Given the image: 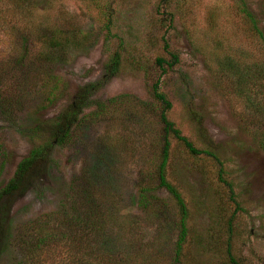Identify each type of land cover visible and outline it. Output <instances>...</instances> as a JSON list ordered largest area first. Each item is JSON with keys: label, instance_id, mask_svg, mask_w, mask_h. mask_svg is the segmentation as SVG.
<instances>
[{"label": "rangeland", "instance_id": "1", "mask_svg": "<svg viewBox=\"0 0 264 264\" xmlns=\"http://www.w3.org/2000/svg\"><path fill=\"white\" fill-rule=\"evenodd\" d=\"M243 2L264 33V0ZM44 30L59 36L47 50ZM113 52L120 65L105 75ZM170 54L177 63L162 72L154 59ZM50 77L60 84L47 102ZM156 80L170 103L166 119L200 152L190 157L168 138L164 177L185 212L176 264H264V53L238 0H0V189L22 158L52 139V120L78 89L97 84L67 141L7 200L0 264H93L77 232L35 246L45 224L37 218L61 208L68 185L80 186L87 172H97L107 192L98 200L117 209L118 239L128 245L117 247L118 264L174 257L179 231L169 222L177 221L178 200L163 189L151 194L162 204L135 199L139 182L155 184L147 173L160 132Z\"/></svg>", "mask_w": 264, "mask_h": 264}, {"label": "trees", "instance_id": "2", "mask_svg": "<svg viewBox=\"0 0 264 264\" xmlns=\"http://www.w3.org/2000/svg\"><path fill=\"white\" fill-rule=\"evenodd\" d=\"M238 10L241 13L242 21L246 27L247 33L252 34L259 40L260 48L264 53V33L258 27V22L255 16L248 10L243 0H238ZM104 28L108 30L107 25ZM51 34L55 37L53 36V38H51ZM40 35L41 37L39 40L44 44L43 46L45 50H47L45 46L50 45L49 47H53L55 44L57 45V41H59V36H57L55 32L44 30L39 34V36ZM163 47L166 49V45ZM43 57L47 59L46 56L43 55ZM169 57L170 61H166L161 57L154 59L155 65L162 72L165 71V67L170 69L175 63H177L175 55L170 54ZM120 62L121 56L119 53H111L103 68L105 75H113L117 71ZM59 84L60 79L55 77L49 78V90L46 95L47 102L55 100L59 90ZM96 85L97 84H86L80 87L71 104L52 120V123L50 124L52 127V139L49 140L48 144L46 143L47 145L40 148H34L28 156L22 158L17 163L12 177L0 189L1 217L7 212V200H9V198H11L15 193H19L26 188V185L31 179L32 173L40 171V168H42L44 163L48 160L49 155L55 146L62 145L67 141L69 135L68 133L71 127H73L79 120L82 109L88 101V94L91 93L94 88H97ZM158 86V80L152 83L151 96L152 99L158 103V105L162 106L161 110H159V113L156 115L157 124L160 126V132L158 131L159 133L157 135L156 158L153 164L154 170L152 173H147L153 177L155 184L154 186H151L149 184L139 182L136 187L135 199L139 206H149L152 202L156 201V199L151 196L152 192H154L155 189H163L169 196H171V198L178 200L177 204L179 206V212H177L179 216L177 217V221L173 222V220H171L169 225L171 224L178 229L179 238L172 250V255L174 257H170L169 255L170 258H168L167 253L165 254L167 264H176L179 244L183 240L185 234L182 221V217H184L185 212L181 208V202L178 199V195L164 177L165 165L169 153L168 138L173 137L179 141L190 157H195L199 155L200 152L195 149L184 137H181L179 132L174 129L173 125L166 119L165 111L170 107V103L165 98L164 94L159 91ZM98 111H100V109L96 110L95 115H99L101 113ZM86 174L83 176V180L79 181L82 182L80 186L68 185L67 192L65 193V203L62 204L61 208L46 212L43 215L41 214L40 217L37 218L39 220L41 219L42 221L40 220V222L45 224L35 233V246L40 248L47 245L49 247L50 244L53 245L55 242L58 243L71 234L72 237H70V239H74L73 237L76 235L75 232H77L80 233L87 241V243H85L81 240V246L79 249L91 250L89 257H91L92 254V258L94 260L93 264H118L120 260L118 261L115 258L117 247L122 245L121 247L124 246L127 250L128 245H124V241L120 243V240L118 239V237L121 236V233L117 229L120 225L116 218L117 209L115 211L113 207L105 201V199L104 201L100 199L98 200L97 194H103L104 197L107 195V192H101L102 186L100 185V175L97 172H87ZM92 186H95L94 192L90 191ZM230 191L231 190H229V192ZM228 199L230 202L235 203V201L232 200L231 195ZM157 201L162 204L161 199ZM150 211L153 212L152 209H150ZM44 219H52L57 221V223L54 225H49L47 223L46 226V222L48 221L43 222ZM33 223L34 222H31L30 224ZM109 228H111V230H109ZM36 229L37 228H35V230ZM65 240L67 241V239ZM143 253L147 256L146 252ZM125 254L134 255L135 253H131V250L129 249ZM141 257L142 255L137 253L135 259ZM145 260L146 259L144 257L143 261L145 262ZM88 261L91 262L90 259ZM122 262L123 264H127L126 259H122ZM77 264L82 263L78 262Z\"/></svg>", "mask_w": 264, "mask_h": 264}]
</instances>
